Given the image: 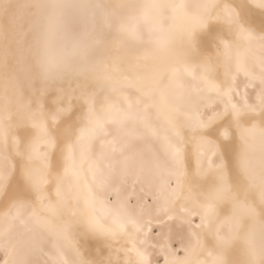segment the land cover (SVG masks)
<instances>
[{"label":"bare ground","instance_id":"1","mask_svg":"<svg viewBox=\"0 0 264 264\" xmlns=\"http://www.w3.org/2000/svg\"><path fill=\"white\" fill-rule=\"evenodd\" d=\"M241 10L253 24L239 19ZM215 17L222 20L216 27L233 28L238 42L237 49L224 47L221 84L205 58L189 62L175 55L214 31ZM211 55L206 59L215 64ZM241 82L255 83L252 96L243 93ZM212 101L217 104L201 113L199 105ZM216 110L218 116L203 121ZM137 137L148 151L139 143L142 151L134 149V156L152 151L164 169L158 154L168 155L178 173L168 189L160 170L163 207L174 210L181 201L174 199L183 194L186 153L192 179L186 176L209 186L202 198L184 196L185 216L195 224L193 244L185 258H168L166 264H231L234 256L244 264H264V0H0V246L7 249L2 264H35V252L41 264H150L134 217L110 203L105 188L126 172L125 146L131 148L129 141ZM109 153L120 177L110 172ZM236 181L248 192L236 189ZM133 182L140 189L146 184ZM45 186L49 201L40 212ZM143 197L141 208L148 200Z\"/></svg>","mask_w":264,"mask_h":264},{"label":"rangeland","instance_id":"2","mask_svg":"<svg viewBox=\"0 0 264 264\" xmlns=\"http://www.w3.org/2000/svg\"><path fill=\"white\" fill-rule=\"evenodd\" d=\"M216 8H218V7H216ZM219 9V8H218ZM239 12H241L240 14H238V16H239V19L241 18L242 19V22L243 23H245V24H247V22H251L250 24H253V21H249L251 18L248 16H245L246 15V13L245 12H243L242 10L241 11H239ZM247 17V18H246ZM245 18V19H244ZM237 19V18H236ZM240 19V20H241ZM246 20V21H245ZM248 20V21H247ZM220 21H222V20H218V18L217 17H215V19L213 20V22L211 23V25H210V27H212V29L213 28H215L214 29V31L212 30L211 32H208V33H210L209 35L207 34L206 36H202V39L201 38H199V39H197V40H195L194 41V46H195V48L193 47V45L191 46V48H190V46H189V48L186 50L185 49V51H182V53H176L175 55H177V57H176V59L177 60H186V61H188V59H189V62L190 61H192V62H197V61H199L200 63H203L204 62V58H205V61H206V63L207 64H209V65H214L213 66V71L215 70V69H217L216 70V79L217 80H215V81H219V83L218 84H221L222 83V79H223V74H222V69H221V61H219V60H222V57H223V53H224V47H228V45L230 46V44H231V46L232 47H234V48H236L237 49V35L235 34V32H234V29L233 28H229V32H228V29H224V26L222 27V24H221V26H218V27H216V25H218V23L220 22ZM214 26V27H213ZM220 27H221V29H220ZM245 28H248V27H245ZM211 29V28H210ZM219 30V32H218V30ZM249 30L250 29H252V27H249L248 28ZM217 30V31H216ZM224 30V32H222ZM230 31L233 33V37L232 36H230V35H232V33H230ZM229 33V34H228ZM220 34V35H219ZM235 34V35H234ZM258 34L259 35H262L263 33H261V32H259L258 31ZM223 35V36H222ZM226 37H225V36ZM218 36H220V37H218ZM236 36V37H235ZM203 37H204V39H203ZM209 40V38H210V40L208 41L206 38ZM221 37H222V39H221ZM224 37V38H223ZM229 37V38H228ZM230 37H231V40H230ZM215 38H219L218 40L217 39H215ZM215 39V40H214ZM201 40H204L203 42L204 43H199V44H197V45H199V48H204L205 47V49H203L202 50V48L201 49H196V48H198V46H196V43H198V41L199 42H201ZM214 40V41H213ZM225 40H227V41H225ZM228 41H230V43L228 42ZM211 42H214V43H211ZM234 42V43H233ZM235 42H237V43H235ZM211 43V44H210ZM224 43V44H223ZM227 43H229V44H227ZM233 43V44H232ZM201 44H202V46H201ZM207 44V45H206ZM217 44V45H216ZM235 44V45H234ZM207 47H206V46ZM208 45H209V47H208ZM211 45V46H210ZM215 45V46H214ZM219 45V46H218ZM237 45V46H236ZM218 46V47H217ZM236 46V47H235ZM193 47V48H192ZM215 47V48H214ZM219 47H220V49H219ZM193 50L192 51V53H191V51L190 50ZM197 51L196 53H197V55L195 54V50ZM209 49V50H208ZM213 49H215V51L213 50ZM201 50H202V52H201ZM207 50V51H206ZM213 50V51H212ZM188 51V52H187ZM189 51H190V53H191V55H190V53H189ZM209 51V52H208ZM217 51V52H216ZM200 52V53H199ZM209 53L210 54V56H209V54L207 55L206 53ZM220 52H221V56L220 55H218V53L220 54ZM186 53V54H185ZM193 53H194V55H193ZM201 53H203V55L201 54ZM211 53L212 54H214L215 53V56H214V59H216L217 61H218V63H217V61H216V63L218 64H214V62H215V60H213V58H211L210 60H207L206 58H208L209 59V57H213V55H211ZM182 56H181V55ZM188 54H189V57L191 58V60H190V58H188ZM199 54V55H198ZM200 55H201V57H200ZM204 55H206V56H208V57H204ZM217 55V56H216ZM195 56H196V58H195ZM198 57L199 58H201V60H199L198 59ZM215 57H217V58H215ZM194 60H193V59ZM219 58H221V59H219ZM196 59H198V60H196ZM203 59V60H202ZM214 67H215V69H214ZM218 72H219V75H218ZM242 81V80H241ZM245 82H241V85H242V87H243V93L246 95V96H252L253 95V92H254V88H255V83L254 82H252L251 84L250 83H245ZM254 87V88H253ZM248 94V95H247ZM215 103V104H214ZM214 103H213V101L212 102H210V103H208L207 105L206 104H203V106L201 105H199V109H201L202 110V108H203V112L201 111V110H199V111H201V113H207L208 112V108H210V107H212V106H215L217 103L214 101ZM214 104V105H213ZM204 107H205V109H204ZM219 112L220 111H218V110H216V112L214 111L212 114H208V115H204L203 116V121H205L207 118H210L212 115L213 116H218L219 115ZM207 116V117H206ZM209 116V117H208ZM226 134H228V132H226ZM110 135V134H109ZM228 136V135H227ZM226 136V137H227ZM138 138V137H137ZM133 139V138H132ZM136 139V138H135ZM130 140H131V138H130ZM129 142H131V143H129L130 145L131 144H133V145H131L132 147L133 146H135L136 144H137V142H138V144H137V146H138V148H137V146H135L136 148H130V147H128V145L127 146H125L126 147V149H127V147H128V149H127V151H126V149H125V152H126V156H128L127 158L129 159L128 161H130V164H129V162H127L126 161V163H127V165H128V167L129 166H131L132 168H133V170L135 171V173L136 174H138V175H136L135 173H134V171L132 170V168L130 167V169L125 165V167L127 168H125L124 170L127 172H122L121 171V174L122 175H125L126 177H128V178H126L125 176L123 177L121 174H120V176L119 175H117L116 174V172H118L117 171V169H115V166L113 165L114 164V160H115V158L113 159V156H112V154L111 153H109V155H110V159H111V161H110V163H108L109 164V166L110 165H112L111 167H110V172L111 173H114L113 171H115L116 170V172L114 173V176H115V174L117 175V177L119 176L120 178H118V180H119V183H118V180H116V181H111V180H109L108 181V186L107 185H105V188L107 189V193H109V194H107L110 198H108L109 199V202L110 203H113V204H116V205H118L119 207H121V209H123L124 211H126V213H128V214H131V216H133L134 217V219H135V222L137 223L136 224V227H137V235L139 236V242H140V244L142 245V247L144 248V253L146 254V257L148 258V262L150 263V264H166V262L168 261V258H171V260L172 261H176V260H182L183 258H185V256H184V254L192 247V244H193V238H194V235H193V228L192 227H194V222H190L189 220H188V218L185 216V214H186V207H185V205L184 204H182V203H187V201H185L186 200V198H188V199H190L191 197H193L194 199H197V198H202V196L204 197L206 194H207V192H208V189H209V186H208V184H206V183H203L202 185L200 184V183H195L194 182V180H189V178L187 177V176H189L190 174H189V169H187L188 167H189V158L187 157V153L185 154V169H186V172H185V174L184 173H182V174H180V178H181V180L183 181V185H181L182 187H181V189H182V192H183V194H182V196L180 195L179 197H177V198H175L174 199V201H176V203H177V201H179V198H180V200L181 201H179L178 203V206H176V207H174L175 209H176V211H175V209L173 210V208H171V209H169V208H167L166 207V205H165V203H164V206L165 207H163V200H162V191L160 190L161 189V186H160V184L159 185H157V183L159 182V179H160V176H159V174H161V172L162 173H164V172H166V173H164V175L166 174V176H163V177H165V180H164V183H166L167 185H168V189H174V187H175V180H176V178H177V172L175 171V169L174 168H172V164H171V161H170V158H168L169 156L168 155H164V154H162V153H160L159 152V154L158 155H160V156H162V161H163V164H164V169H165V171H164V169H163V167L161 168V165H157V163H155L154 161H153V153H152V151H149L148 153H144V154H142V155H140L141 157H143L142 159H141V157L139 156V155H137L138 153H139V151H142V150H138L139 149V143L141 144L142 143V141H141V138H138V139H136L135 141H133L132 142V140L131 141H129ZM136 142V144H134ZM126 143H127V141H126ZM144 143H142L141 144V146H143V150H146L147 149V151H148V147L147 146H145V145H143ZM129 145V146H130ZM225 145V144H224ZM140 146V147H141ZM226 146V145H225ZM146 147V148H145ZM145 148V149H144ZM226 148H227V146H226ZM113 149H115V147L113 146ZM131 149V150H130ZM134 149H136V151L138 152H136ZM140 149H142V148H140ZM112 150V149H111ZM117 150V149H116ZM116 150H112L111 152L112 153H115V156H116V153L118 154V155H120V156H122V158H124L123 157V153H118V152H114V151H116ZM120 151V150H119ZM132 151V152H131ZM131 152V153H130ZM127 153H130V154H128L127 155ZM133 153V154H132ZM135 153H137L135 156L137 157H135L134 156V154ZM230 153V152H229ZM228 152H227V154L228 155H230L231 156V153L229 154ZM150 155V156H148V155ZM153 154V155H152ZM130 155V156H129ZM133 155V156H132ZM144 155V156H143ZM228 155H226V157H227V160L229 159V162L232 160V157L230 158ZM139 156V157H138ZM145 156H147L146 158L147 159H145ZM152 156V157H151ZM133 157H135V159L133 158ZM149 157V158H148ZM164 157V158H163ZM126 158V159H127ZM131 158H133V159H131ZM188 158V159H187ZM113 159V160H112ZM131 159V160H130ZM149 159V162L147 161ZM165 159V160H164ZM133 160V161H132ZM138 160H139V162H138ZM166 160H168V162H166ZM132 161V162H131ZM135 161V162H134ZM142 161V163H140ZM188 161V162H187ZM134 162V163H133ZM136 162H138V163H136ZM148 163H149V165H148ZM152 163V164H151ZM167 163H169V164H171V165H169V164H167ZM134 164V165H133ZM137 164H139V165H137ZM136 165V166H135ZM145 165V166H144ZM147 165V166H146ZM169 167H168V166ZM114 166V167H113ZM134 166V167H133ZM140 166V167H139ZM155 166H156V168H155ZM166 166H167V170H166ZM188 166V167H187ZM137 167H138V170H137ZM150 167V168H149ZM154 167V168H153ZM160 167V169H158ZM114 168V169H113ZM135 168V169H134ZM140 168V169H139ZM143 168H147V170H145V169H143ZM111 169H113L112 171H111ZM162 169H163V171H162ZM169 169V170H168ZM130 170V171H129ZM136 170L138 171V172H136ZM140 170V171H139ZM142 170V171H141ZM145 170V171H144ZM149 170H150V172H149ZM160 170H161V172H160ZM172 170H174V172L172 171ZM131 171H133V173L134 174H132L131 176H129V174L130 173H128V172H131ZM148 171V172H147ZM157 171V172H156ZM167 171H168V174H167ZM185 171V170H184ZM140 172V173H139ZM173 172V173H172ZM176 172V173H175ZM188 172V174H187V176H186V173ZM142 173V174H141ZM153 173H158L157 175L155 174V177H154V174ZM127 174V175H126ZM147 174H149V175H147ZM152 174V175H151ZM172 174V175H171ZM143 175H146V176H144V177H142ZM184 175H185V177H186V179H184L185 177H184ZM135 178H133V177ZM149 176V177H148ZM152 176V177H151ZM170 176V177H169ZM130 177H132V179H129ZM148 177V178H147ZM153 177H154V180H153ZM159 177V178H158ZM163 177H162V179H163ZM189 177H191L190 179H192V176H189ZM128 179V180H125V182H124V180L123 179ZM137 178V179H136ZM139 178L141 179L140 181H139ZM142 178H145V179H143L142 180ZM173 178V179H172ZM188 178V179H187ZM121 179V180H120ZM152 179V180H151ZM168 179V180H167ZM172 179V180H171ZM147 180V181H146ZM186 180L187 181H191V183L194 185L193 187L191 186L192 184L191 183H189V182H187L188 184H190V185H188L187 183H185L186 182ZM123 181V182H122ZM133 181H136L135 183H137V182H139L140 184H144L145 182H146V184L145 185H142L141 186V189H140V185L139 184H134V182ZM171 183H170V182ZM185 181V182H184ZM111 182H113V183H111ZM129 182H131V183H129ZM155 182V183H154ZM109 183H111V184H109ZM122 183V184H121ZM149 183H151V184H149ZM163 183V184H164ZM172 183H174V185L172 184ZM236 189H241V192L242 193H244L245 191H246V193L248 192V188L247 189H243V188H241V187H239V186H241L242 184H238V182L236 181ZM115 184L117 185L118 184V186L119 185H123L122 187H118L117 188V186H116V188L114 187L115 186ZM132 184H134V187L137 189V190H139L138 191V194L139 193H141L142 192V194H139V195H137L136 194V189H135V191L134 192H130L131 190L133 191L134 189L131 187V185ZM186 185V187H185V185ZM197 184H200L199 185V187H200V189H196L197 187H198V185ZM111 185H112V187H111ZM130 185V186H129ZM137 185L139 186V188L137 187ZM148 186V187H146L145 188V186ZM150 185V186H149ZM152 185V186H151ZM170 185V186H169ZM188 185V186H187ZM239 185V186H238ZM127 186V187H126ZM128 186L130 187V190L128 189ZM133 186V185H132ZM144 186V187H143ZM158 186V187H157ZM173 186V187H172ZM183 186H184V188H183ZM202 186V187H201ZM11 187H12V185H11ZM47 187V188H46ZM108 187V188H107ZM128 190H126L125 188ZM155 187H157V188H155ZM198 187V188H199ZM204 187V188H203ZM45 189L43 190V192L44 193H42V196H41V199H40V202L38 203V206H41V207H39L40 208V212H42V210L44 209V207L45 206H47V204H48V198H49V190H50V188H49V186H45L44 187ZM143 188H144V192L143 191H141V190H143ZM151 188V189H150ZM154 188V189H153ZM158 188H160V189H158ZM167 188V187H166ZM185 188L187 189V190H185ZM190 188V189H189ZM191 188L193 189V191L191 190ZM47 189V190H46ZM114 189V190H113ZM121 189V190H120ZM150 190L151 192H149V191H147V190ZM160 190V191H157V190ZM194 189H195V192H194ZM108 190H109V192H108ZM112 190V191H111ZM116 190V191H115ZM118 190V191H117ZM123 191V192H126V193H123V192H120V191ZM186 192H185V191ZM192 192H191V191ZM200 190V191H199ZM113 191H115V193L113 192ZM154 191H156V192H154ZM190 191V192H189ZM111 192H113V193H111ZM117 192V193H116ZM118 192H120L121 194H119ZM181 192V193H182ZM185 192V193H184ZM188 192H189V197L186 195V194H188ZM200 194H199V193ZM129 193V194H128ZM130 193H131V195H130ZM136 195H135V194ZM147 193V194H146ZM153 194V198L151 197V195ZM154 193H155V196H154ZM10 194V191H7L4 195H6V196H8ZM116 194H118V195H116ZM123 194H124V196H125V198L124 199H126V197H129L130 198V200L131 201H127L126 203H125V201L126 200H124L123 199ZM125 194H127V195H125ZM134 194V195H133ZM192 194V195H191ZM198 194V195H197ZM112 197H111V196ZM128 195H130V196H128ZM144 195H146V196H144ZM149 195V196H148ZM159 195H161L160 196V198L158 199V201L160 202V203H158V201H157V198L159 197ZM200 195V196H199ZM43 196H44V198H43ZM114 196V197H113ZM134 196H140V197H138V199L137 198H135ZM141 196L143 197V201L144 200H146L147 198H148V200L147 201H144V203H143V205L145 206L144 208H146V209H144L143 207L141 208V206H142V199H141V201H139V203L140 204H138V200H140V198H141ZM148 196V197H147ZM156 196H157V198H156ZM186 198H185V197ZM121 197H122V200H120L121 199ZM132 197H134V198H132ZM147 197V198H146ZM151 197V198H150ZM44 199V200H43ZM117 199V200H116ZM128 199V198H127ZM134 199H136V200H134ZM176 199H178V200H176ZM115 200V201H114ZM129 200V199H128ZM155 201V202H152V201ZM44 201V202H43ZM113 201V202H112ZM120 201V202H119ZM134 201H136V202H134ZM150 201V203H152V204H149V203H147V202H149ZM184 201V202H183ZM47 202V203H46ZM123 202V204H121ZM162 202V203H161ZM125 203V204H124ZM131 204L132 205V203H134L132 206H129V204ZM156 203V204H155ZM173 203H175V202H173ZM42 204V205H41ZM136 204L138 205V206H136ZM146 204H148V205H150V206H146ZM162 204V205H161ZM180 204H181V206H180ZM122 205H124V206H122ZM140 205V206H139ZM155 205V206H154ZM135 208H134V207ZM151 206H154L153 208L151 207ZM158 206V207H157ZM162 206V207H161ZM124 207H127V209L126 208H124ZM128 207H130V208H128ZM162 208V209H158V208ZM133 208V209H132ZM138 208V209H137ZM139 208H141V211L143 212L144 210H147V211H149V212H147V211H144L143 213L141 212V211H139ZM181 210H180V209ZM136 209V210H135ZM143 209V210H142ZM150 209V210H149ZM154 209H158L157 211L156 210H154ZM128 210H130L129 212H128ZM138 210V211H137ZM165 210V211H164ZM134 211L136 212L135 214H134ZM163 213H162V212ZM172 211V212H171ZM182 211V212H181ZM137 212H140V214L139 213H137ZM148 214H147V213ZM158 212H159V214H158ZM162 214H161V213ZM174 212H175V214H174ZM141 213H142V215H144L143 217L141 216ZM151 213V214H150ZM153 213V214H152ZM156 213V214H155ZM137 214V215H136ZM139 214V215H138ZM147 214V215H146ZM163 214H164V216H163ZM184 214V215H183ZM145 215H146V218H145ZM151 215V216H150ZM153 215V216H152ZM182 215L184 216V217H182ZM193 215H195V214H192V216ZM141 216V217H140ZM172 216H175V217H172ZM156 217H157V219H156ZM144 218V219H143ZM164 218H166V219H164ZM171 218V219H170ZM145 219H147V220H149V221H145ZM159 219V221H157ZM178 219V220H177ZM141 220V221H140ZM143 220H144V222H143ZM152 220V221H151ZM173 220V221H172ZM175 220H177V223H179V224H177L176 223V221ZM154 221H155V223H154ZM168 221V222H167ZM172 223H171V222ZM175 221V222H174ZM186 221V222H185ZM141 222V223H140ZM154 224H152V223ZM156 222H157V225H156ZM158 222H159V225H158ZM160 222H161V224H160ZM166 222V223H165ZM142 223H144V224H142ZM152 225H151V224ZM169 223H170V225H169ZM141 226H140V225ZM147 224H149V226H147ZM164 224H166V225H164ZM183 224V225H182ZM145 225V226H144ZM177 225V226H176ZM179 225V226H178ZM197 225V224H196ZM148 227V229H146L147 227ZM159 226V227H158ZM160 226H162V227H160ZM174 226V227H173ZM139 227L141 228V229H139ZM144 227V228H143ZM152 227V228H151ZM167 227H169V231H166V230H168V229H166ZM172 227V228H171ZM175 227L177 228V229H175ZM181 227V228H180ZM161 228V229H160ZM174 228V229H173ZM189 228V229H188ZM155 229V230H154ZM179 229V230H178ZM153 230V231H152ZM159 230V231H158ZM171 230V231H170ZM191 232H190V231ZM141 231V232H140ZM144 231H146V232H144ZM161 231V232H160ZM180 231V233H178ZM186 231H188L187 233H186ZM165 232V233H164ZM171 232V233H170ZM182 232V233H181ZM185 232V233H184ZM148 233V234H147ZM150 233V234H149ZM161 233V234H160ZM166 233L168 234V235H166ZM147 235V236H145V235ZM158 234V235H157ZM170 234V235H169ZM155 235V236H154ZM160 235H162V236H160ZM164 235H166V236H168L169 237V240L168 241H166L167 239H168V237L166 238V236H164ZM172 235V236H171ZM179 235H181V236H179ZM149 236V237H148ZM153 236V237H152ZM157 236V237H156ZM188 236V237H187ZM146 237V238H145ZM164 237V238H163ZM187 237V238H186ZM163 239V240H160V239ZM152 241H151V240ZM186 239V240H185ZM207 239V238H206ZM143 240V241H142ZM184 240V241H183ZM146 241V242H145ZM159 241V242H158ZM168 242V243H166V242ZM179 241H180V243H179ZM186 241V242H185ZM207 241L208 242H210V243H212V240H210V239H207ZM151 244H150V243ZM158 242V243H157ZM166 243V247H165V243ZM184 242V243H183ZM147 243V244H146ZM149 243V244H148ZM153 243H154V245H153ZM156 243V244H155ZM160 243H161V245L163 244V246H161L160 245ZM149 245V246H148ZM151 245H153V246H151ZM156 245V247H154ZM159 245H160V247H159ZM172 245H173V247H172ZM178 247H177V246ZM181 245V246H180ZM145 246V247H144ZM151 246V247H150ZM158 246V247H157ZM176 248H175V247ZM182 246H184V247H182ZM149 247V248H148ZM169 247H171L173 250H171V248L168 250L167 248H169ZM180 247H182V249L180 248ZM186 247V248H185ZM3 248H5L4 246H0V264H2V261L4 260V256L6 255V253H7V249L5 250H3ZM104 248V247H103ZM107 248V247H106ZM158 248H160V249H158ZM179 250H178V249ZM148 249V250H147ZM161 249H162V251H161ZM121 250V249H120ZM160 250V251H159ZM106 251V249H104V252ZM149 251V252H148ZM153 251V252H152ZM155 251V252H154ZM166 251H167V253H166ZM3 252V253H2ZM158 252V253H157ZM170 252V253H169ZM174 252V253H173ZM177 252V253H176ZM2 254H3V256H2ZM36 252L35 253H33V254H31V255H33L32 256V258H33V262L35 263V264H41L42 263V260H43V258L42 257H36ZM176 254V255H175ZM177 254H178V257H177ZM179 254H180V256H182V257H179ZM35 255V256H34ZM169 255V256H168ZM109 256H111V257H113V258H115L116 256H115V254L113 253V254H111V255H109ZM152 256V257H151ZM166 256V257H165ZM2 257V258H1ZM31 257V256H30ZM40 258H42V259H40ZM176 258H178V259H176ZM234 258H235V260H234ZM234 258H233V261H231V264H237L238 262H241V263H238V264H244L242 261H241V259H240V257H238V256H234ZM236 258L238 259L237 260V263H236ZM156 259V260H155ZM162 259V260H161Z\"/></svg>","mask_w":264,"mask_h":264},{"label":"snow or ice","instance_id":"3","mask_svg":"<svg viewBox=\"0 0 264 264\" xmlns=\"http://www.w3.org/2000/svg\"><path fill=\"white\" fill-rule=\"evenodd\" d=\"M44 155V153H40L41 160H43Z\"/></svg>","mask_w":264,"mask_h":264}]
</instances>
